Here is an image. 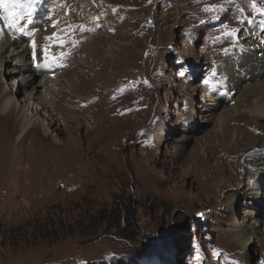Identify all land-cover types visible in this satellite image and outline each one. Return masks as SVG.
<instances>
[{"label":"rangeland","instance_id":"rangeland-1","mask_svg":"<svg viewBox=\"0 0 264 264\" xmlns=\"http://www.w3.org/2000/svg\"><path fill=\"white\" fill-rule=\"evenodd\" d=\"M33 1L35 9L22 12L24 0L14 7L3 0L1 8L7 2L19 13L6 18L10 9H0V33L9 36L13 24L35 45L39 64L59 62L63 39L79 37V46L58 66L67 67L50 72L58 80L47 86L56 85L49 96L56 108L44 100L22 103L30 111L36 101L34 114L50 115L48 136L35 125L19 136L18 118L5 120L0 110V264H264V244L244 249L228 233L250 223L241 198L231 211L220 205L238 185L224 186L212 199L197 182L198 157L216 139V118L189 114H200L197 106L209 90L204 79L218 70L222 76L225 62L234 61L230 55L248 50L239 45L254 47L249 43L264 37L257 32L264 0H94L100 3L88 10L78 0ZM86 11L101 14L94 29ZM25 14L30 24L21 20ZM121 45L128 47L119 64L111 59L103 65L110 47ZM0 69L1 96L11 77L5 64ZM43 76L37 73L34 84ZM121 77L122 92L116 89ZM67 80L81 90L73 94L76 101L94 95L90 104L68 99ZM229 81L219 80L223 84L210 94L220 109H229L239 94ZM192 89L197 94L190 97ZM104 95L119 100L103 105ZM243 104L241 97L236 105ZM117 105L120 112L108 111ZM251 133L263 135L259 128ZM205 163L210 168L213 160ZM241 173L246 168L236 169V177Z\"/></svg>","mask_w":264,"mask_h":264},{"label":"bare ground","instance_id":"bare-ground-1","mask_svg":"<svg viewBox=\"0 0 264 264\" xmlns=\"http://www.w3.org/2000/svg\"><path fill=\"white\" fill-rule=\"evenodd\" d=\"M98 3H100V1L78 0V6L87 10L93 6H97ZM57 5L60 6V4ZM100 16V13L94 14L91 11H86L84 13L85 22L94 25L93 28L89 26L91 29L97 26L94 23L100 19ZM45 20L46 19L43 17L42 21ZM47 26H49V23L44 25L41 31L45 27L44 30H49L50 27ZM10 29L11 32L9 36H6L3 32L0 33V54L2 53L0 55V63L8 67L5 71L6 74L11 77V87L0 96V110L3 113L2 116L5 120L9 115H15L16 118H18L17 125H15L19 127V136H24L33 125L38 129L42 128L41 130H44L42 134L48 136L50 134L48 125L50 115L47 112L42 115L43 118L41 115H35L33 110L36 109L37 113V109L39 108V105H37L38 102L36 101L32 102L30 111L29 107L22 103L27 100V102H29V99L37 101L44 100L47 104L46 106L50 109L56 108L53 99L51 100L49 98L55 91L56 85H53L50 91H47V86L50 83L57 84L56 82H58V80L52 74L47 73L39 80L38 84H34V77L38 73V52L36 48L25 42L12 26ZM256 37L257 36L254 35V38ZM78 38L79 37H75L74 39H63V46L66 45V48L64 53L59 57V62L54 63V66H61L66 60L74 57L76 53L75 48L79 46H76L79 42L77 40ZM36 40H39V35L37 34L34 37V41ZM258 41L259 40L249 43L256 48L252 46L249 47L250 45L248 44L239 45V50L247 48L248 50L243 56L231 54L230 56L234 57V61H230L232 64H227V62L224 64V73H222V76L230 80L229 86L230 89H232L231 92L233 93V90H235L233 95L239 92L236 100H232L233 102L229 105V109H220V103L216 98L212 97L210 94H206L202 96L201 104L197 106L198 110H200V114H198L196 110L189 112V114L195 116L194 119L196 118V120L202 116L216 118V139L211 140L214 142L212 144L210 142L208 147L206 146L207 148L205 149L207 150L205 155L203 157H198L201 165H199L197 169V172H199L197 182L203 185L205 189L210 190V197H212V199L216 198L218 191L224 186L233 187L234 185H238L234 194L232 196H225L220 205L224 211H231L238 197L246 204L244 218L250 220V223L248 225L245 224L243 227L234 226L228 230V233L232 234L234 238L233 241L242 244L244 249L251 243L264 244V241L260 240V238L264 237V191L262 190V182L264 184V41L263 44L258 43ZM134 42L136 45L134 43L132 48L138 45L137 40H134ZM126 47H128V45H121L118 49H112L110 47L107 54L101 58L102 64L106 65V62L112 61L111 59H113L112 62L114 66L119 64L120 61L116 59H121L126 55ZM46 50H48V48ZM34 51L35 58L33 56ZM45 52L50 53L47 51ZM51 52L55 54L54 51ZM42 53H44V51ZM53 58H55V56ZM39 68L41 69L40 66ZM67 84L69 87L67 91L70 89L67 97L72 103L75 102L80 106L81 102L89 101L90 104L94 97L93 94L91 96H86L84 101H76L73 94L80 93V88H73V84L70 80H67ZM124 85L125 82L123 81V77H121L116 83V89L122 92L124 91ZM38 87H41V89ZM17 90L18 92L22 91V93L25 94L24 97L27 99L23 98V100H21L16 98L15 92ZM195 94H197V89H192L188 92V96L190 97H193ZM104 97H106V95H104ZM109 97L104 98V100L99 103L108 105L110 99V103L116 101L114 99H117V95L114 99L113 97ZM241 97L243 98L244 104L241 106L242 108H238L236 103ZM113 109L120 112L118 105L108 111ZM57 110H54L53 115L57 116V120L61 122ZM191 123L195 124L194 121ZM12 125H10V128L14 130L15 126L12 128ZM232 125L233 127L231 128ZM256 128L260 129V132L263 134L262 136H254L255 134L253 135L251 133L254 132ZM197 148H195L194 151H197ZM246 152H248V154H246ZM243 154H245L244 163L238 166V159ZM208 158L213 160L212 167H210L211 169L209 167L207 168L205 163ZM238 167L242 169L246 168V173H241V175H238V173L236 177L235 171ZM189 171L194 173L192 168H190ZM240 184H242V188L239 189ZM257 216L260 217L259 220L256 218ZM260 220L261 223L259 222Z\"/></svg>","mask_w":264,"mask_h":264},{"label":"snow or ice","instance_id":"snow-or-ice-1","mask_svg":"<svg viewBox=\"0 0 264 264\" xmlns=\"http://www.w3.org/2000/svg\"><path fill=\"white\" fill-rule=\"evenodd\" d=\"M0 2H3V0H0ZM32 2H33V0H28L27 5H21V7H22V8H23V7H28V8H30ZM12 3H13V6H16V5L19 4V0H12ZM12 15H15V14H12ZM49 39H50V38H49ZM33 46H34V48H35V45H33ZM33 56H34V58H35V51L33 52ZM38 66H40V65H38Z\"/></svg>","mask_w":264,"mask_h":264},{"label":"trees","instance_id":"trees-1","mask_svg":"<svg viewBox=\"0 0 264 264\" xmlns=\"http://www.w3.org/2000/svg\"><path fill=\"white\" fill-rule=\"evenodd\" d=\"M116 264H123L122 262H118V263H116Z\"/></svg>","mask_w":264,"mask_h":264}]
</instances>
